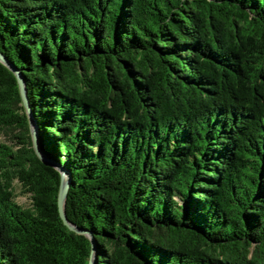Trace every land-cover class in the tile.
I'll return each mask as SVG.
<instances>
[{
	"label": "trees",
	"instance_id": "16d2710c",
	"mask_svg": "<svg viewBox=\"0 0 264 264\" xmlns=\"http://www.w3.org/2000/svg\"><path fill=\"white\" fill-rule=\"evenodd\" d=\"M0 51V264H89L59 168L93 264H264V0H0Z\"/></svg>",
	"mask_w": 264,
	"mask_h": 264
},
{
	"label": "water",
	"instance_id": "95a60500",
	"mask_svg": "<svg viewBox=\"0 0 264 264\" xmlns=\"http://www.w3.org/2000/svg\"><path fill=\"white\" fill-rule=\"evenodd\" d=\"M0 61L3 62L6 66H8L16 75L22 104L25 108L28 121H29V125H30V131L32 135V143H33L34 150L40 158L45 159L39 147L36 125L31 115L24 78L22 74L20 73V71L3 55L1 51H0ZM59 169H60V185H59V189L57 193V207H58L59 215L62 218V221L64 222V224L67 225L69 229L74 230L78 233L87 234V236L90 239L89 264H93L94 239L91 233L88 232L85 228L75 225L67 218L66 212H65V201H66V195H67V190L69 186V176L67 175L64 169L62 168H59Z\"/></svg>",
	"mask_w": 264,
	"mask_h": 264
},
{
	"label": "rangeland",
	"instance_id": "374dc122",
	"mask_svg": "<svg viewBox=\"0 0 264 264\" xmlns=\"http://www.w3.org/2000/svg\"><path fill=\"white\" fill-rule=\"evenodd\" d=\"M18 131L17 129L14 130H4L1 132L0 134V139L4 140L6 142H10L9 139H12L11 135L13 132ZM15 193H16V197L15 199L23 205H29L30 204V198L27 194L22 193L21 191V187L19 184H17V182H15Z\"/></svg>",
	"mask_w": 264,
	"mask_h": 264
}]
</instances>
